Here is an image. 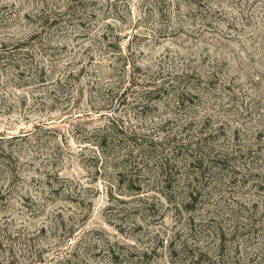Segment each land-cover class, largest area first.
Returning a JSON list of instances; mask_svg holds the SVG:
<instances>
[{
	"label": "rangeland",
	"instance_id": "374dc122",
	"mask_svg": "<svg viewBox=\"0 0 264 264\" xmlns=\"http://www.w3.org/2000/svg\"><path fill=\"white\" fill-rule=\"evenodd\" d=\"M0 264H264V0H0Z\"/></svg>",
	"mask_w": 264,
	"mask_h": 264
},
{
	"label": "trees",
	"instance_id": "16d2710c",
	"mask_svg": "<svg viewBox=\"0 0 264 264\" xmlns=\"http://www.w3.org/2000/svg\"><path fill=\"white\" fill-rule=\"evenodd\" d=\"M102 131L103 133L101 134L99 142H98V147L101 149H104L108 145V141L111 136L119 137L121 132H123V130L119 131L117 129V126L112 123L109 126H107L106 129ZM122 178L123 176H120V179L116 181V184H122L123 186L125 185V190H130L134 188L132 180H123Z\"/></svg>",
	"mask_w": 264,
	"mask_h": 264
}]
</instances>
